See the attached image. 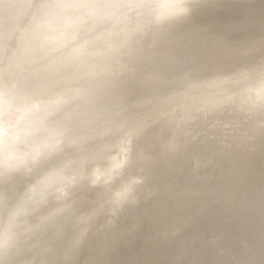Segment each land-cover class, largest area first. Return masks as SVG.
<instances>
[{"label": "clouds", "instance_id": "9594fccd", "mask_svg": "<svg viewBox=\"0 0 264 264\" xmlns=\"http://www.w3.org/2000/svg\"><path fill=\"white\" fill-rule=\"evenodd\" d=\"M0 264H264V0H0Z\"/></svg>", "mask_w": 264, "mask_h": 264}]
</instances>
